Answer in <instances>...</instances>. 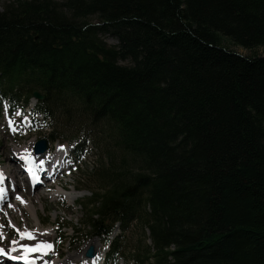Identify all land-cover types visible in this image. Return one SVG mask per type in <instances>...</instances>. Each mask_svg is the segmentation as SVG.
<instances>
[{"label": "trees", "instance_id": "obj_1", "mask_svg": "<svg viewBox=\"0 0 264 264\" xmlns=\"http://www.w3.org/2000/svg\"><path fill=\"white\" fill-rule=\"evenodd\" d=\"M223 37L264 47V0L0 5V96L119 153L86 225L147 230L139 264H264V55Z\"/></svg>", "mask_w": 264, "mask_h": 264}, {"label": "rangeland", "instance_id": "obj_2", "mask_svg": "<svg viewBox=\"0 0 264 264\" xmlns=\"http://www.w3.org/2000/svg\"><path fill=\"white\" fill-rule=\"evenodd\" d=\"M8 1L10 0H0V5H4ZM51 1L62 2L63 0ZM102 37L107 44L114 45L117 43V40L110 35H103ZM222 46L244 56L264 55V47H258L251 50L244 49L232 44L226 37L222 38ZM5 115L4 111L1 110L0 161H2L5 166L7 165L9 168L14 169L16 165L19 164V157H14V146L22 148L24 145L31 144V142L33 144L34 141L46 137L51 129L50 127H45V125L39 121L36 126L33 123V126L29 130H26L19 125L18 119L16 121L15 119H12L15 122V130H13L8 127ZM54 131L55 132L51 134L53 136L59 134L62 140L50 144V151L54 152V146H57V144L65 146V148L71 152L70 156L67 158V163L69 164L68 168L64 171L62 170V174L49 180V185L47 187L43 186L30 191L25 183L24 187L22 184L18 183L16 190L18 194L16 195H21L26 199L29 198L35 208L36 215L38 216L39 228L50 230L49 234L52 235L51 237L53 238L52 242L55 246V251L54 253L49 254V257H46L47 260L46 258L45 260L48 261L51 257H55V255L64 258L68 254H72V264H76V260L78 259L79 262H77V264H82L84 261L83 259H86L87 257V255L82 253L87 251L88 248L92 249V253L95 255L102 252L103 255L105 254L104 251H107L104 241L105 238L100 239L93 237L85 225L88 221L87 209L89 212L94 210V208L89 207L87 202L94 198V193L98 191L101 185H105V182H101L97 174L101 165L103 164L104 167H109L110 169L113 168L115 171H118L121 159L117 151L111 150V162H109L108 153H104L100 144L94 143L95 138L93 137H90L85 142L83 141L84 143L80 141L79 148L76 149L73 144L74 142L71 140L73 136H76L75 133H71L67 127L63 129L59 126H55ZM48 138L50 139V136ZM79 149H82V151L78 152ZM62 151L64 152L63 149ZM18 152H21V150H18ZM46 152L48 154L49 151ZM57 153V151L54 152V154ZM56 186H62L69 192L73 193L76 196L74 201H69L63 196H50L49 193L52 190L54 191ZM22 191H24L25 194ZM14 199L18 200L16 196L15 198L11 197L10 204ZM8 206L7 208L9 209L6 208L4 211L7 217L3 215L0 218V222H4L11 231L10 234L7 233V236L10 235L9 237L15 238L17 234V231L15 232L13 227L10 226L9 220L11 221V225H15L19 228L26 225L28 229H32L34 225H36L33 217L23 204H18L16 209ZM8 212H10V214ZM41 232L42 231H40V234ZM119 233L120 232L117 228H115L112 236L107 238L108 240H112L117 235L121 236L118 249L119 258H117V261L115 263L113 262V264H136V262L131 260V256L136 254L133 252V249L136 247L139 248V251L143 249V252L141 253L146 255L144 249L151 244L148 237V231L142 230L137 224L132 226L125 233ZM4 244H7V242H4ZM94 257V255L91 256L89 262L91 259L93 260ZM146 264H151V262Z\"/></svg>", "mask_w": 264, "mask_h": 264}, {"label": "bare ground", "instance_id": "obj_3", "mask_svg": "<svg viewBox=\"0 0 264 264\" xmlns=\"http://www.w3.org/2000/svg\"><path fill=\"white\" fill-rule=\"evenodd\" d=\"M58 148L55 149V151L58 152L57 154H53L52 156H47V158H44L46 156L47 152L45 153V155H37V157L33 155V157L36 158L35 162L39 163L40 165H44L47 162L53 161L57 157H60V154L63 153V151H62L61 148H59V149ZM25 150H30V148L26 147L24 149L23 154L24 153L25 154L23 156H26V154H27ZM30 157H32V156L29 155V159H30ZM41 161H43V163H41ZM65 166L66 165L64 164L63 167H65ZM49 195L52 196V197L63 196L64 198H66L67 200L72 201V202L76 198V196L73 193L69 192L68 190H66L62 186H56L55 190L54 191L52 190L49 193ZM10 196L13 197V198H15V196L17 197V195L15 193L11 194ZM19 196L23 198L24 203H22L20 200H15L14 199V201L11 203V205H13L14 207H11V208H13V209L15 208L16 209L18 204H23L28 209L30 215L33 217L36 225H34V227L32 229H28L26 225H23V227H21V228H19V227L14 225L15 226L14 228L16 230L19 229L20 231L21 230L24 231L25 230L24 228H27V230H29V231H31L33 233V238L29 239L27 237H23V238L20 237V239L15 240V241H17V243L16 244H12V246H11V248H9V250L11 252H16L17 254L23 255V249L21 247L22 245L35 246L36 244H39V243H42V242H46V243H49V244H51L53 246V242H52L53 238L51 237L52 235L49 234L50 230L49 229H45V228H39V226H38L39 219H38V216L36 215L35 208H34L32 202L29 200V198L26 199V198H24L21 195H19ZM24 226H26V227H24ZM40 231H42L41 234H40ZM13 248H15L16 250L12 251ZM54 251H55L54 249L53 250L51 249V250L47 251L46 253L34 252V253H31V256L36 257L40 264H43V262L50 263V264H72V259H71V257L73 256L72 254H68L64 258H60L59 255H57V256L55 255V257L53 256L48 261H46L45 260V256H46L45 254H47L48 252L54 253ZM82 254L88 256L86 251L83 252ZM83 260L85 261L84 264H91V262H89V260H90L89 258L83 259ZM77 262H79V259L76 260V264H77Z\"/></svg>", "mask_w": 264, "mask_h": 264}, {"label": "snow or ice", "instance_id": "obj_4", "mask_svg": "<svg viewBox=\"0 0 264 264\" xmlns=\"http://www.w3.org/2000/svg\"><path fill=\"white\" fill-rule=\"evenodd\" d=\"M17 115H19V113H17ZM25 120L27 119V117L24 118ZM14 122L12 120H9V125H12ZM15 130V129H13ZM63 147V146H61ZM27 151V150H25ZM22 159H24L26 161V164L28 165V170L29 172H31V166H30V160L28 156H22ZM41 163H43V161H41ZM4 176L3 173L0 172V181H3ZM6 189L3 187H0V200H3V194L5 193ZM18 200H20L22 203H24L23 198L20 197L19 195H17L16 197ZM9 207H14L13 205L9 204ZM10 226L15 227L14 225H11V221H9ZM2 227V226H0ZM18 234L23 238V237H27L29 239L33 238V233L27 229H25L24 231H20L19 229H17ZM2 233H0V237H2ZM17 241L13 240L12 244H16ZM23 249V255L20 256H12V259H22L24 261H26V264H34V259L31 258V253L34 252H40V253H46L47 251L52 249V245L46 242H42L39 244H36L35 246H29V245H22L21 246ZM16 249L13 248L12 251H15ZM0 254L3 255H9L8 252L5 251L4 248H0Z\"/></svg>", "mask_w": 264, "mask_h": 264}, {"label": "water", "instance_id": "obj_5", "mask_svg": "<svg viewBox=\"0 0 264 264\" xmlns=\"http://www.w3.org/2000/svg\"><path fill=\"white\" fill-rule=\"evenodd\" d=\"M33 95L37 98H41V95L37 92H34ZM46 149V144L44 140L38 141L35 145V152H43Z\"/></svg>", "mask_w": 264, "mask_h": 264}]
</instances>
